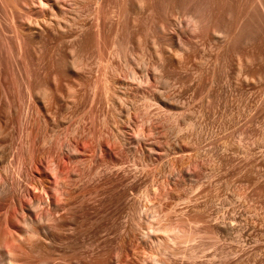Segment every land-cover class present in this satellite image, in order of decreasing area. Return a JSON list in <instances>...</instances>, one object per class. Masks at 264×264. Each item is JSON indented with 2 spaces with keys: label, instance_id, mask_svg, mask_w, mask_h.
I'll list each match as a JSON object with an SVG mask.
<instances>
[{
  "label": "rangeland",
  "instance_id": "obj_1",
  "mask_svg": "<svg viewBox=\"0 0 264 264\" xmlns=\"http://www.w3.org/2000/svg\"><path fill=\"white\" fill-rule=\"evenodd\" d=\"M0 264H264V0H0Z\"/></svg>",
  "mask_w": 264,
  "mask_h": 264
},
{
  "label": "bare ground",
  "instance_id": "obj_2",
  "mask_svg": "<svg viewBox=\"0 0 264 264\" xmlns=\"http://www.w3.org/2000/svg\"><path fill=\"white\" fill-rule=\"evenodd\" d=\"M260 3H262V0H260ZM176 235H177V233H176ZM163 236H165V235H163ZM171 236V235H170ZM167 237V236H166ZM169 237V236H168ZM172 237H174V236H172ZM177 237V236H176ZM158 239V238H157ZM159 240V239H158ZM159 242V241H158ZM160 243V242H159ZM158 243V244H159ZM159 247V246H158Z\"/></svg>",
  "mask_w": 264,
  "mask_h": 264
}]
</instances>
